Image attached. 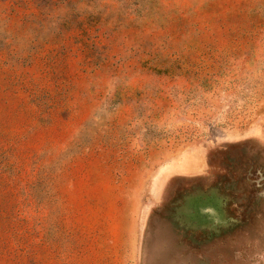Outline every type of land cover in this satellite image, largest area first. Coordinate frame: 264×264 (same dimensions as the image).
Segmentation results:
<instances>
[{
    "label": "rangeland",
    "instance_id": "rangeland-1",
    "mask_svg": "<svg viewBox=\"0 0 264 264\" xmlns=\"http://www.w3.org/2000/svg\"><path fill=\"white\" fill-rule=\"evenodd\" d=\"M0 264H264V0H0Z\"/></svg>",
    "mask_w": 264,
    "mask_h": 264
}]
</instances>
